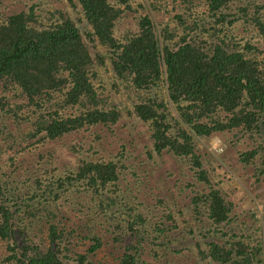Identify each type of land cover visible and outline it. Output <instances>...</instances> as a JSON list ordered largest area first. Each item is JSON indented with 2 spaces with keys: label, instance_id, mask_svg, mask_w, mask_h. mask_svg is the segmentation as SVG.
Returning a JSON list of instances; mask_svg holds the SVG:
<instances>
[{
  "label": "rangeland",
  "instance_id": "1",
  "mask_svg": "<svg viewBox=\"0 0 264 264\" xmlns=\"http://www.w3.org/2000/svg\"><path fill=\"white\" fill-rule=\"evenodd\" d=\"M199 2L195 0L184 6L177 0L167 3L126 0L125 4L117 1L115 8L126 12L116 21L115 38L122 41L128 31H137L146 16L156 26L167 25L169 29L178 24L177 17H180L185 26L193 28L196 15L204 17V13H208ZM231 4L230 13L237 14L240 19L247 15V23L243 25L237 18L238 21L229 27V35H223L216 20L205 17L192 31L194 42L211 54L217 44L228 41L232 45L229 43V52H241L247 59L264 64V38L254 22L256 7L264 5V0H232ZM21 13L31 17L27 26L37 31L52 28L66 19L75 23L84 19L83 9L76 0H0V26ZM261 15L264 21V10ZM236 44L251 49L235 48ZM91 54L95 60L105 62H98L92 68L95 74L92 84L99 95L94 105L83 100L82 104L65 106L67 90L53 92L49 99H35L33 103L18 85L0 82V181L3 182L0 202L12 212L16 208L6 203L7 198H15L17 206H21L13 218L16 229L26 230L31 237L40 236L42 241L37 244L44 251L49 244L48 228L55 225L60 232L58 242L62 241V264H81V256L85 258L82 264H120L118 257L123 249L113 237L123 235L125 228L114 234L109 222L114 216L115 222L125 225L130 209L142 204L143 207L138 206L139 210L151 227L164 221L165 229L169 231L168 240L182 236L169 251L157 248L159 256L155 258L150 248H145L144 264H206L196 261V253H203L207 241H217L216 237L221 233L231 240H243L253 250L261 247V252L253 254L256 261L264 264V244L254 242L258 239L264 242L263 139L244 135L239 129L203 137L193 143L199 157V169L191 157H178L171 150L158 154L151 147L154 143L152 130L134 114V103L138 100L133 89L121 86L112 72V51L93 41ZM112 108L122 112L115 124L87 126L54 141L45 140V134L38 133V117L46 112L56 111L67 118L78 117L88 110L109 111ZM219 113L221 119L215 121H223L228 116L226 112ZM88 163L114 164L118 181L102 190L88 185L87 179H75L77 171ZM199 171L206 181L199 179ZM210 189L221 191L230 211L225 223L210 233L204 230L200 234L199 226L193 224L203 218L206 224L211 222L206 220L207 208L203 205L209 199ZM98 190H101L100 195ZM197 202L198 213L194 206ZM98 210L111 219L98 215ZM169 215L179 217L181 222L165 220ZM89 222L95 223V228L90 227ZM190 226L195 229L194 235L189 233ZM95 235L102 244L90 253ZM183 247L191 252L183 251L177 255ZM9 249L8 243L0 240V264L10 256ZM165 252L164 257L162 253Z\"/></svg>",
  "mask_w": 264,
  "mask_h": 264
},
{
  "label": "trees",
  "instance_id": "2",
  "mask_svg": "<svg viewBox=\"0 0 264 264\" xmlns=\"http://www.w3.org/2000/svg\"><path fill=\"white\" fill-rule=\"evenodd\" d=\"M76 1L84 12V19L79 23L66 19L52 28L37 31L27 26L31 17L21 13L10 17L6 25L0 26V82L18 85L31 102L35 99H49L51 93L67 90L65 106L79 105L83 100L94 105L99 95L92 84V77L95 75L92 68L98 62L105 63L103 60H95L91 54V43L96 41L114 54L111 69L121 86L133 89L138 100L134 103V114L152 130L151 139L154 143L151 147L156 153L171 150L178 157H191L194 166L199 169V157L193 143L214 132L239 129L244 135H255L264 141V64L255 59H247L241 52H229L227 48L231 43L229 45L228 41L217 44L211 54H207L192 37L197 22L201 23L205 17L215 19L221 26L219 32L229 35V27L239 17L230 13L232 0H200V5L207 8L208 15L204 13V17H198L197 14L193 28L185 26L180 17H177L178 24L169 29L167 25L156 26L146 16L140 21L137 31H128L121 39L124 42L115 38L114 28L116 21L126 10L115 8L114 3L121 1L125 4L126 0ZM154 1L167 3L168 0ZM177 1L189 6L195 0ZM155 7L157 6L154 5L153 8ZM263 7L264 5L256 7L254 22L261 29L264 38V21L261 15ZM125 8L129 9L128 6ZM243 17L244 15L241 16L242 19H238L245 25L248 18L247 15ZM178 36L180 37L176 39ZM236 45L235 48H242ZM244 49L251 48L245 45L242 50ZM262 55L264 56V52ZM219 111L228 114L223 121H215L221 119ZM121 117L122 112L115 108L109 111L88 110L78 117L67 118L56 111L46 112L38 117V133H44L45 140L54 141L87 126L115 124ZM177 131L182 132L175 136ZM9 176L7 173V177ZM198 177L206 181L205 175L202 177L200 171ZM76 178L87 179L91 187L104 190L106 185L118 181V173L112 163H88L77 171ZM2 186L3 182L0 181V197ZM11 187L16 191L13 185ZM100 192L98 190V195ZM208 198L203 204L207 208V214L204 215L211 222L206 224L203 218L193 224L195 227L199 226L200 234L204 230L210 233L228 220L230 207L221 191L210 189ZM5 201L16 209L12 212L0 202V240L7 242L10 248V256L3 264H62V241L58 242L60 232L57 227L49 226V244L43 251L37 244L42 241L40 236L31 237L26 230L16 229L13 218L21 207L17 206V200L7 198ZM138 206L141 207L142 204ZM138 206L130 209L125 225L122 224L124 222H115L114 216L111 219L104 211L98 210V215L112 220L109 226L113 228L114 234L125 228L123 235L113 237L123 249L118 257L120 264H144L145 248H150L152 257L155 258L159 256L157 248L169 251L182 237L176 235L175 239L168 240L169 231L165 229L164 221H158L155 227H151ZM194 206L198 213L199 202ZM165 220L181 222L179 217L173 215L166 216ZM88 225L95 228V223L89 222ZM189 233H195L191 226ZM216 239L214 242L207 241V249L203 253H196L197 262L263 263L256 261L253 254L261 252V247L257 251L253 250L243 240H231L223 233ZM93 240L95 244L89 250L90 253H94L102 244L97 235L92 237ZM254 242L264 244L260 239ZM183 251L189 253L190 250L183 247L177 255ZM166 254L162 253V256L165 257ZM84 260L81 256L80 263Z\"/></svg>",
  "mask_w": 264,
  "mask_h": 264
}]
</instances>
